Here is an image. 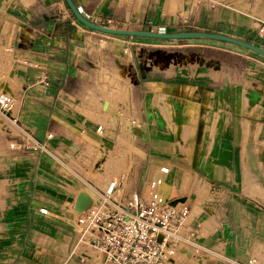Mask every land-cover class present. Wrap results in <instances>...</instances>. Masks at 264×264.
<instances>
[{
    "label": "crops",
    "instance_id": "crops-1",
    "mask_svg": "<svg viewBox=\"0 0 264 264\" xmlns=\"http://www.w3.org/2000/svg\"><path fill=\"white\" fill-rule=\"evenodd\" d=\"M52 1L32 0L24 5L23 0H0L3 18L26 26L17 30V37L8 34L0 39V92L15 98L17 103L11 114L19 122L18 126L27 129L34 139L44 141L47 132L54 135L45 141L50 154L32 149L10 150V141H22L24 137L17 126L0 116V251H16V228L26 225L28 214L37 223L33 233L39 234L42 240L48 242L64 232L61 236L65 240L64 256L70 257L68 252L76 242L72 230L74 201L81 191H88V183L99 185L112 173L125 170L127 163L120 159L127 158L125 154L122 156L121 146L129 145L131 156L128 159L134 163L133 169L130 167L126 172L127 180L139 177L145 183L147 178L140 175V168L145 163V167L156 164L153 159H146L148 147L143 143L140 146L142 155L135 159L134 139L127 141L126 138V132L133 134L132 128L114 118L118 110L130 111L131 107L121 104L112 112L104 106L92 108L88 103L99 100L95 86H83V101L71 103L79 99L80 91L76 86L83 81L81 77L87 70L83 60L78 58L79 53L74 57L76 50L83 46L77 39L80 31L71 26L60 28L55 22L59 16L54 18L55 21L48 19L38 23V28L27 22L33 12H42L45 8L42 5L48 4L54 11L55 2ZM73 1L88 19L108 26H112L107 24L108 21L117 22L122 17L128 19L133 14L144 17L146 5L158 3V0ZM182 1L195 7L193 0ZM162 3L160 10L164 16V8H169L170 0ZM258 4L262 6L257 8L254 4L248 9L247 15L252 20L264 19V0ZM42 27L48 30L40 31ZM11 29L13 31L15 27ZM252 60L247 71L233 81L223 73L215 78L205 72L199 73L206 77L203 85L194 79L188 85L191 90L181 91L180 88L177 91V85L173 86L171 99L181 111L180 121H183V111L188 110L190 115L193 111L194 129L187 144L188 159L169 160L172 166L167 165L169 171L165 184L174 187L179 172L183 174L181 180H188L184 189L175 186L173 190L191 195L189 226L197 232L193 238L195 245L188 247L191 252L176 264H190L184 260L192 259L198 251L211 256L210 259L204 256V264H248L251 258L258 264L259 256L264 259V61ZM9 69L13 71L11 75ZM37 69L48 73L49 85L37 83L41 72ZM100 123L105 126L103 134L96 132ZM57 175L66 183L62 188L55 182ZM210 180L225 181L228 186L235 183L237 187L236 192L222 191L215 203L220 209L215 213L214 209L209 211L202 207L205 204L202 187L218 196L217 192L211 191ZM33 186L35 192H43L48 197L34 194L32 197L36 200L26 199L31 196ZM127 187L138 189L135 183H129ZM55 192L66 196L65 201L54 198L57 197ZM230 194L237 197L233 203ZM40 209L48 212L42 214ZM64 210L73 218L66 219ZM39 214L53 216L58 221ZM70 259L77 264L76 257Z\"/></svg>",
    "mask_w": 264,
    "mask_h": 264
},
{
    "label": "rangeland",
    "instance_id": "rangeland-1",
    "mask_svg": "<svg viewBox=\"0 0 264 264\" xmlns=\"http://www.w3.org/2000/svg\"><path fill=\"white\" fill-rule=\"evenodd\" d=\"M31 1L23 0V4L28 5ZM259 1L193 0V6L195 5V7H191L190 4H184L185 2L182 0H170L169 8L163 6L166 12L162 16L160 7L165 0H158L156 4L146 5L144 17L139 18L133 14L128 19L122 17L117 22L113 21L107 24H112L109 27L117 29L160 32L194 30L222 33L261 44L264 48V39L258 36L255 28H252L254 20L247 15L249 7L254 4L257 8L262 6V4H258ZM52 2L59 3L60 1L53 0ZM63 2L64 5L60 3L59 5L65 6L69 12L65 0ZM189 2L192 1L189 0ZM42 6L45 8H42L41 13L36 11L30 15L29 20H27L29 25L38 28V23L47 22L48 19L55 21L54 18L59 16L57 6H53L54 11L49 9L48 4ZM179 7L183 10H180ZM3 13L4 10L0 11V39L2 36H9L8 34H11L13 38L16 34L17 37V30L26 26L20 23L15 24L10 19L3 18ZM69 14L71 19H64L59 16V19L55 22L60 28L71 26L80 31L77 39L83 46H81V49L76 50L74 57H78L77 53H79L78 58L83 60V64L87 68L85 74L81 77L83 81H79L76 86L80 91L78 94L79 99L71 101V103L78 104L83 101L85 95V92L82 91L83 86H95L97 88L95 90L99 94V100L97 103L92 101L88 103L92 108L99 109L104 106L108 112H112L117 111L121 104L131 107L132 117L138 120L135 125L130 126L133 131L131 136L134 139L132 148L134 153L136 151L135 159H137V155H142L141 151L143 149L140 146L143 143L148 147L146 159H153L152 162L156 165L164 163L166 166H172L171 162L169 163L171 159H188L187 144L194 129V112L192 111L190 115L188 110L183 111V121H180L181 111L175 103H172L171 99L174 84L177 85V91L180 88L181 91L191 90L188 85L194 79H198L201 85L204 84L206 77L204 75L200 76L199 73L205 72L211 73L215 78L223 73L233 81L234 78L247 71L250 62H253L252 59L264 61V57L256 53L222 41L207 39L160 40L104 34L79 25L70 12ZM71 20L75 23L72 24ZM95 23L103 25L99 21ZM11 27H15V29L12 31ZM76 42L77 40L74 43ZM37 70L41 71L40 69ZM12 72L10 71V75ZM195 74L198 75L195 76ZM201 91H203V88ZM188 101H185L186 105L189 104ZM104 102H106V105H104ZM21 103L23 102L21 101ZM141 112L143 117L140 116ZM87 117L92 119L91 116ZM207 117L210 123V115ZM17 125H19V122H17ZM180 145H183V147H180ZM157 159H166L168 162L157 161ZM145 164L139 171L144 179L151 177L156 166L148 164L145 167ZM130 167L132 169L134 167L133 160L122 172L128 173ZM182 178L183 174L179 172V177L173 184L176 189L186 187L188 180H181ZM55 180L61 188L66 184L59 177ZM47 182L46 180L45 184ZM208 182L213 189L211 191L217 192L216 195L218 196L202 187V192L205 193L203 194L205 204H202V207L209 211L214 209L215 213L220 209L215 203L219 200L218 197L222 191L229 189L236 192L237 187L235 183L228 186L225 181L210 180ZM129 183H135L138 190L144 189L145 183L139 177L135 180L133 178L127 180V177L123 179L125 187ZM167 183L172 185L171 182ZM34 186L31 196L26 197V199L29 201L36 200L32 197L34 194L37 197H48L43 192H35ZM173 191L175 192V190ZM83 193L85 192L81 191L80 195ZM54 194L57 195L54 198H61L60 200L63 202L67 198L58 192ZM231 197L233 199H230L231 203L237 200V197L233 194L229 195V198ZM63 212L66 219L73 218L71 213H67L66 210ZM39 215L56 220L53 216ZM26 220L25 226L16 228V251L10 249L7 252L0 251V264H74L70 257L64 256L65 246L63 242L65 240L61 239L64 232L58 234L57 238L47 242L42 240L39 234L35 235L33 233L34 226L37 225L36 220L28 214H26ZM206 233L203 232V234ZM52 251L55 253L52 254ZM195 255L199 257L198 260ZM195 255L192 259H185V263L204 264V256L211 258L204 251H198ZM260 263H264L263 256L258 258V264Z\"/></svg>",
    "mask_w": 264,
    "mask_h": 264
},
{
    "label": "built area",
    "instance_id": "built-area-1",
    "mask_svg": "<svg viewBox=\"0 0 264 264\" xmlns=\"http://www.w3.org/2000/svg\"><path fill=\"white\" fill-rule=\"evenodd\" d=\"M56 1L64 3L63 0ZM59 3L54 4L58 15L71 19L68 10ZM254 21L253 28L264 39V19L256 18ZM71 23L75 22L71 20ZM46 30L40 28V31ZM37 83L49 85L46 71L40 72ZM15 106V98L1 91L0 116L17 126L24 137L22 141H10L8 148L49 153L45 141L52 139L53 133L47 132L44 141L34 139L27 129L17 125L16 118L11 114ZM114 118L130 126L138 122L132 117L131 109L118 110ZM104 129V124L100 123L96 132L103 134ZM131 135L126 132L127 141H131ZM120 149L122 156L125 154L127 158L120 160L128 165L131 149L128 144ZM168 171L165 165L156 167L151 177L146 179L143 190L124 188L123 179L127 174L122 171L112 173L99 185L88 183L85 193L90 198V204L80 212L75 211L76 200L73 204L75 216L72 230L76 242L68 255L76 257L77 264H176L186 253H190L188 247L195 245L193 238L197 235L196 229L189 226L191 195L174 193L172 187L166 186ZM40 213L46 214V210L40 209ZM248 264H255V259H249Z\"/></svg>",
    "mask_w": 264,
    "mask_h": 264
},
{
    "label": "water",
    "instance_id": "water-1",
    "mask_svg": "<svg viewBox=\"0 0 264 264\" xmlns=\"http://www.w3.org/2000/svg\"><path fill=\"white\" fill-rule=\"evenodd\" d=\"M65 3L68 9L70 10V12L72 13L73 17L76 20H78L82 25H84L85 27L89 29H92V30H95V31H98L104 34L129 36V37H141V38H153V39H160V40H188V39L216 40V41H222V42L234 44L238 47L244 48L246 50H249L253 53H256L264 57L263 47L255 45L248 41L230 36V35H226L222 33H214V32L194 31V30L180 31V32H160V31H154V30L117 29V28H112L109 26L97 24L91 21L79 11L78 7L75 5L73 0H65ZM79 199H80V195H78L76 199V204H75L76 212L82 211L86 206L90 204V198H89V201L87 203H84L80 210H76V206L78 204Z\"/></svg>",
    "mask_w": 264,
    "mask_h": 264
},
{
    "label": "bare ground",
    "instance_id": "bare-ground-1",
    "mask_svg": "<svg viewBox=\"0 0 264 264\" xmlns=\"http://www.w3.org/2000/svg\"><path fill=\"white\" fill-rule=\"evenodd\" d=\"M193 127V126H192ZM185 137V136H184ZM124 186V185H123ZM124 188H125V186H124ZM88 202V198H87V196L86 195H82L81 197H80V199H79V201H78V204H77V206H76V210H80L81 208H82V205L84 204V203H87ZM46 212H48L47 210H46Z\"/></svg>",
    "mask_w": 264,
    "mask_h": 264
},
{
    "label": "trees",
    "instance_id": "trees-1",
    "mask_svg": "<svg viewBox=\"0 0 264 264\" xmlns=\"http://www.w3.org/2000/svg\"><path fill=\"white\" fill-rule=\"evenodd\" d=\"M69 12H70V10H69ZM71 13V12H70ZM72 14V13H71ZM73 16V15H72ZM74 18V17H73ZM74 20L79 24V25H81V26H84V25H82L78 20H76L75 18H74ZM245 41H248V40H245ZM248 42H250V43H253V44H255V45H258V46H261V44H258V43H254V42H251V41H248ZM262 47V46H261Z\"/></svg>",
    "mask_w": 264,
    "mask_h": 264
}]
</instances>
